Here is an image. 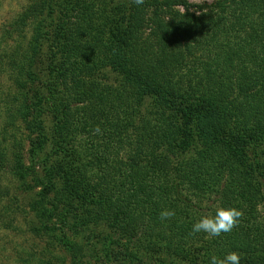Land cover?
Returning a JSON list of instances; mask_svg holds the SVG:
<instances>
[{
    "label": "trees",
    "instance_id": "16d2710c",
    "mask_svg": "<svg viewBox=\"0 0 264 264\" xmlns=\"http://www.w3.org/2000/svg\"><path fill=\"white\" fill-rule=\"evenodd\" d=\"M196 8L32 1L0 38V76L11 84L1 102L12 125L21 116L39 129L37 115L56 113L67 169L62 185H46L60 206L80 203L81 226L107 228L110 241L165 243L176 257L236 252L240 264H264V0ZM14 33L19 42L3 50ZM172 153L185 163L170 162ZM185 190L237 209L233 230L209 241L193 234L201 208ZM164 211L175 214L161 220Z\"/></svg>",
    "mask_w": 264,
    "mask_h": 264
},
{
    "label": "rangeland",
    "instance_id": "374dc122",
    "mask_svg": "<svg viewBox=\"0 0 264 264\" xmlns=\"http://www.w3.org/2000/svg\"><path fill=\"white\" fill-rule=\"evenodd\" d=\"M32 1L35 0H0V38L4 29L8 28ZM186 1L191 5L192 12L197 11V6H210L215 2V0ZM179 10L184 11L182 8ZM30 35L31 32L27 37ZM15 39L19 42L16 33L10 36L8 45L3 50H12ZM109 76L111 80H115L114 74ZM0 87L1 95L9 92L11 84L6 80V73L0 76ZM1 100L2 98H0V264H210L208 253L198 246L193 248L201 250L195 252L197 256L193 257L191 254V259H186L184 256H174L172 250L166 252L162 249L165 243H151L148 247L137 239L129 240L123 237L110 241L108 235L110 231L107 228H97L93 223H89L87 227L81 226L78 220L81 213L80 203L74 202L70 207L60 206L54 202L57 191L48 190L46 185L52 179L54 183L62 185L64 171L67 169L65 158L68 156L64 155L58 146L62 140L55 130L56 113L53 115L47 110V113L37 115L39 129L33 122L30 120L27 122L21 116L12 125L8 122L5 102ZM60 104L57 105L58 108ZM61 115L63 116L58 112L59 120ZM43 135L46 137L44 148L39 149V140ZM79 140L76 141V146ZM125 152L124 150L117 160L120 159L121 162ZM160 153L164 154L165 151L162 150ZM168 157L172 163H185L180 154L172 153ZM242 157L238 163L243 165L239 167L246 170L253 157L248 154ZM111 159L110 164L114 165L116 157L112 156ZM184 194L198 202L202 214L200 218L214 215L215 213L211 212L216 211L215 207L223 205L219 204L221 198L215 193L204 198L195 197L194 193L188 190H185ZM175 201L180 209H186L181 200ZM209 209L211 212H207ZM260 211L261 208L259 213ZM204 240L209 241L210 236L205 235ZM114 241L116 244H113ZM71 245H76L78 255H75V252L72 254ZM199 245L208 247L209 243ZM158 249H162L163 253L157 252Z\"/></svg>",
    "mask_w": 264,
    "mask_h": 264
},
{
    "label": "clouds",
    "instance_id": "9594fccd",
    "mask_svg": "<svg viewBox=\"0 0 264 264\" xmlns=\"http://www.w3.org/2000/svg\"><path fill=\"white\" fill-rule=\"evenodd\" d=\"M174 211H164L160 214L161 220L170 219ZM241 213L235 208L218 207L212 216H204L192 225L193 234L204 233L210 237H218L229 233L238 223ZM210 264H240V255L230 252L222 258L212 256Z\"/></svg>",
    "mask_w": 264,
    "mask_h": 264
}]
</instances>
